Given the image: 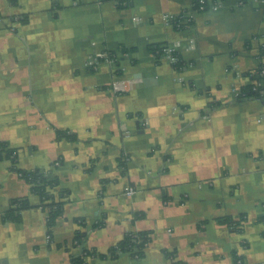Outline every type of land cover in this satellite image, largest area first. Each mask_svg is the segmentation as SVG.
I'll list each match as a JSON object with an SVG mask.
<instances>
[{"label":"crops","instance_id":"0c3cea01","mask_svg":"<svg viewBox=\"0 0 264 264\" xmlns=\"http://www.w3.org/2000/svg\"><path fill=\"white\" fill-rule=\"evenodd\" d=\"M206 1L180 26L192 0H0V140L16 153L0 159V264L84 249L85 264H264V101L234 96L264 62V0ZM97 51H116L117 75L87 66ZM50 166L52 227L17 172ZM240 215L241 231L218 221ZM129 232L148 233L143 255L110 257Z\"/></svg>","mask_w":264,"mask_h":264},{"label":"trees","instance_id":"16d2710c","mask_svg":"<svg viewBox=\"0 0 264 264\" xmlns=\"http://www.w3.org/2000/svg\"><path fill=\"white\" fill-rule=\"evenodd\" d=\"M206 1V0H205ZM192 8L195 11H200V0H192ZM207 5V1L205 2ZM182 26V25H180ZM179 26V27H180ZM169 47L166 44H157L150 47V51L154 54L155 58L159 60L164 55V49ZM127 51L126 48L122 47V52ZM129 51V50H128ZM110 55H114L116 51H108ZM172 54L177 57V61L173 63V67L176 70H181L185 66V61L180 57L176 51L172 50ZM251 83L246 87L241 89L238 99L244 98H253L260 101H264V62L260 63L258 67L250 74ZM258 81H262L261 85L256 86L255 84ZM15 151L11 149L8 144L0 140V159L4 157H13V160L16 158ZM55 166H50L47 168H35L30 170L17 169V172L24 177L31 184V191L39 199L37 206L42 207L46 211L47 215V224L48 227H52L57 218L62 212L63 199H61V194L59 190L58 199H56L53 189L56 186H59L60 181L54 175ZM10 209L5 213V218L18 219L19 212L23 209L32 207L29 202V199L26 197L16 198L11 201ZM245 218L244 215H240L237 220H234L230 217L220 218L218 221L221 223H226L235 231H241L242 226L241 222ZM261 217L260 219H263ZM81 221V220H80ZM85 232L76 230L74 233V240L77 243L84 241ZM149 241L148 233L146 232H129L126 233L123 238L116 243L110 250L109 256L116 257L122 252H129L135 257H141L143 255V249ZM95 251L83 250L82 255L72 258V264H85V256L95 255ZM102 255V257H104ZM172 264H183L180 261H174ZM234 264H245V262L236 255L234 256Z\"/></svg>","mask_w":264,"mask_h":264},{"label":"built area","instance_id":"2783aa9c","mask_svg":"<svg viewBox=\"0 0 264 264\" xmlns=\"http://www.w3.org/2000/svg\"><path fill=\"white\" fill-rule=\"evenodd\" d=\"M205 0H200V9L201 10H216L219 7V3H213L205 5ZM196 11L194 9H190L189 11L185 12L184 14L178 16L177 18H173L174 21L179 25L184 24V23H189ZM261 53L264 55V47L261 48ZM123 55L126 54V52L123 51ZM163 57L167 58L172 64L177 61V57L172 54V49L170 47H167L164 49V55ZM100 62H105L109 66L112 67L113 69V74L114 76L118 74V68H117V62H118V55L115 53L114 55H110L109 52L107 51H97L93 56L87 61V66L90 69H96L98 64ZM112 90L114 92H118L124 89V81L119 79L118 77H114L112 80ZM262 81H258L256 86L261 85ZM240 94L239 90H234V96L238 97ZM128 192L131 193L133 192L132 188H128Z\"/></svg>","mask_w":264,"mask_h":264}]
</instances>
